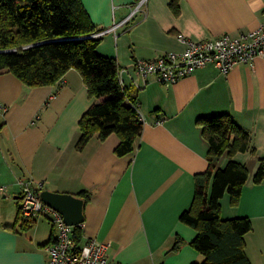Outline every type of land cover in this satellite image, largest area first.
<instances>
[{
  "label": "crops",
  "instance_id": "obj_1",
  "mask_svg": "<svg viewBox=\"0 0 264 264\" xmlns=\"http://www.w3.org/2000/svg\"><path fill=\"white\" fill-rule=\"evenodd\" d=\"M105 35L98 52L116 59L127 92L136 98L144 126L132 155L119 157V137L94 135L82 149L78 123L95 103L80 73L70 70L59 85L27 88L11 73L0 74V264H45L54 239L47 216L29 222L19 217L20 180L31 179L40 192L69 194L83 200V240L109 245L119 264H200L191 247L195 230L180 221L195 192L194 176L207 170L208 144L197 120L228 115L250 134V150L234 161L249 174L237 206L228 195L221 218H249L245 236L250 264H264V181L252 177L264 161V55L222 75L214 65L170 85L154 77L145 84L134 71L136 60H153L184 49L177 36L192 41L257 29L264 21V0H145L122 24L134 0H81ZM127 82V83H126ZM3 123V124H2ZM228 157L217 161L223 168ZM89 195L85 201L82 193ZM183 244L173 252L174 240Z\"/></svg>",
  "mask_w": 264,
  "mask_h": 264
},
{
  "label": "trees",
  "instance_id": "obj_2",
  "mask_svg": "<svg viewBox=\"0 0 264 264\" xmlns=\"http://www.w3.org/2000/svg\"><path fill=\"white\" fill-rule=\"evenodd\" d=\"M134 1L137 5L141 0ZM169 7L175 16L179 14L177 0H169ZM97 30L81 0H0V74L11 73L25 87L36 88L59 85L67 72L78 71L89 97L96 101L78 123L76 148L82 149L94 135L103 140L116 134L119 143L115 154L124 157L135 152L144 121L136 98L120 85L121 68L116 59L98 52L104 36L92 38ZM196 124L208 144V167L194 176V197L180 221L196 232L190 245L203 256L200 264H250L245 236L252 229L251 220H224L220 215L221 199L228 195L231 206H237L248 181L247 168L233 156L254 153L250 134L228 115L201 118ZM223 155L228 162L217 168ZM263 181L261 161L252 183ZM81 196L85 201L89 198L86 192ZM18 215L22 222L30 221L20 212ZM76 229L81 241V229ZM182 244L183 240L176 238L171 251L179 250Z\"/></svg>",
  "mask_w": 264,
  "mask_h": 264
},
{
  "label": "built area",
  "instance_id": "obj_3",
  "mask_svg": "<svg viewBox=\"0 0 264 264\" xmlns=\"http://www.w3.org/2000/svg\"><path fill=\"white\" fill-rule=\"evenodd\" d=\"M144 1L141 0L135 6L122 24L129 22ZM116 27L114 25L109 29H99L91 37H103L113 32ZM177 39L184 45L182 51L164 53L153 60L135 61V72L144 84L150 76L159 83L174 84L207 65H214L222 75H227L239 65L251 64L254 59L264 55V21L257 29L240 31L236 36L225 34L213 40L192 41L179 35ZM123 72L124 70H121L119 73L122 87ZM0 109L4 110L1 105ZM140 118L143 121L141 115ZM19 184L21 217L33 220L39 216H47L54 228V239L46 247L48 257L45 264H119L110 259L107 243L95 239L83 240L82 224H65L62 215L41 200L39 191L31 179L20 180ZM0 192H5V188L0 187ZM76 227L81 229V241L78 240L79 231Z\"/></svg>",
  "mask_w": 264,
  "mask_h": 264
},
{
  "label": "water",
  "instance_id": "obj_4",
  "mask_svg": "<svg viewBox=\"0 0 264 264\" xmlns=\"http://www.w3.org/2000/svg\"><path fill=\"white\" fill-rule=\"evenodd\" d=\"M41 200L62 215L65 224L78 225L83 223V200L69 194L42 191L39 193Z\"/></svg>",
  "mask_w": 264,
  "mask_h": 264
},
{
  "label": "rangeland",
  "instance_id": "obj_5",
  "mask_svg": "<svg viewBox=\"0 0 264 264\" xmlns=\"http://www.w3.org/2000/svg\"><path fill=\"white\" fill-rule=\"evenodd\" d=\"M138 76V75H137ZM139 77V76H138ZM127 83V82H126ZM226 197H228V196H226Z\"/></svg>",
  "mask_w": 264,
  "mask_h": 264
}]
</instances>
